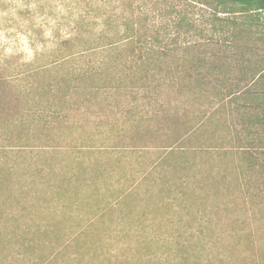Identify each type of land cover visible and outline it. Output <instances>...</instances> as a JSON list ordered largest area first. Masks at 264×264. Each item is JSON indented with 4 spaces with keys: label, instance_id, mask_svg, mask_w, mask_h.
<instances>
[{
    "label": "rangeland",
    "instance_id": "374dc122",
    "mask_svg": "<svg viewBox=\"0 0 264 264\" xmlns=\"http://www.w3.org/2000/svg\"><path fill=\"white\" fill-rule=\"evenodd\" d=\"M260 19L0 0V264H264V148L235 136Z\"/></svg>",
    "mask_w": 264,
    "mask_h": 264
},
{
    "label": "trees",
    "instance_id": "16d2710c",
    "mask_svg": "<svg viewBox=\"0 0 264 264\" xmlns=\"http://www.w3.org/2000/svg\"><path fill=\"white\" fill-rule=\"evenodd\" d=\"M207 4H216L225 13H241L254 15L252 26H262L261 16L264 15V0H195ZM253 22V23H252ZM256 22V23H255ZM250 29V28H248ZM249 30H243L248 32ZM243 67L239 70V78L246 80L248 87L241 89L238 97L252 106L253 112L239 117V125L242 131L235 132L238 141L246 140L254 145L264 148V65ZM21 117L20 114L14 115ZM16 117V118H17ZM231 132V130H230ZM247 150V149H246ZM249 164L255 169L258 157L249 151L242 154ZM264 168V165H261Z\"/></svg>",
    "mask_w": 264,
    "mask_h": 264
}]
</instances>
